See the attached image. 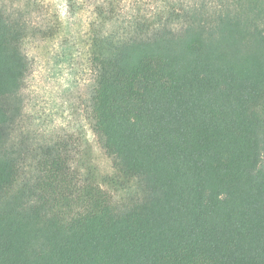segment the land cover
<instances>
[{
    "label": "trees",
    "instance_id": "trees-1",
    "mask_svg": "<svg viewBox=\"0 0 264 264\" xmlns=\"http://www.w3.org/2000/svg\"><path fill=\"white\" fill-rule=\"evenodd\" d=\"M114 1L90 29V120L136 186L121 203L71 138L24 131L44 0H0V264H264V0H153L125 26Z\"/></svg>",
    "mask_w": 264,
    "mask_h": 264
},
{
    "label": "rangeland",
    "instance_id": "rangeland-1",
    "mask_svg": "<svg viewBox=\"0 0 264 264\" xmlns=\"http://www.w3.org/2000/svg\"><path fill=\"white\" fill-rule=\"evenodd\" d=\"M102 0H44L33 16L40 31L25 52L30 71L23 89V128L40 141L69 137L77 145L78 165L114 202L127 201L134 183L119 178L91 130V96L95 73L90 62V29L97 26L95 5ZM120 26L130 19L152 16L160 7L153 0H116ZM118 25V24H117Z\"/></svg>",
    "mask_w": 264,
    "mask_h": 264
}]
</instances>
